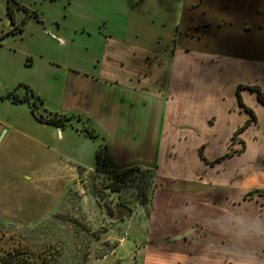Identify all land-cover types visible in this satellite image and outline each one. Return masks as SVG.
<instances>
[{
    "label": "rangeland",
    "instance_id": "374dc122",
    "mask_svg": "<svg viewBox=\"0 0 264 264\" xmlns=\"http://www.w3.org/2000/svg\"><path fill=\"white\" fill-rule=\"evenodd\" d=\"M17 1L12 23L8 0H0V231L22 234L37 248L62 240L64 252L52 264H236L225 255L233 247L253 250L264 262V240L238 242L221 230L241 219L264 221V104L250 89L240 93L259 102V124L232 139L248 116L239 107L238 86L264 89V0ZM128 17L155 19L167 53L189 48L233 57L237 64L222 74L212 63L200 64L209 59L198 54L181 88H165V106L173 104V94L177 101L170 120L158 122L150 114L146 122H115L99 109L119 95L79 77L75 62L103 50L110 33L124 38L120 21ZM130 30L127 39L134 44L152 35L149 27ZM53 31L66 44L49 40ZM14 95L27 100L13 101ZM56 113L71 122L60 128L37 117ZM210 117L217 124L207 122ZM192 120L195 135L178 133L177 121ZM85 127L97 138L87 136ZM204 137L206 159L196 147ZM181 141L184 149L190 143L186 152L179 150ZM102 147L114 161L145 170L119 171L117 191L100 189L97 198L94 171L80 173L78 165L94 166ZM146 169L154 173L148 207L135 198L143 193L138 187L149 176ZM120 198L130 202L133 216L113 221L105 201Z\"/></svg>",
    "mask_w": 264,
    "mask_h": 264
},
{
    "label": "crops",
    "instance_id": "0c3cea01",
    "mask_svg": "<svg viewBox=\"0 0 264 264\" xmlns=\"http://www.w3.org/2000/svg\"><path fill=\"white\" fill-rule=\"evenodd\" d=\"M105 20L107 21L108 17L105 18ZM120 23L127 28L124 38L121 36H115L113 33H110L109 35L105 36L106 46L103 50L96 52L91 58L83 57L78 62H75V66L76 68H78L77 73L79 77L83 78L85 81H90L91 83L93 82L97 83L98 85L110 86L114 89L111 93L119 95L111 96V98L117 100V103L115 105L113 104V101L109 96L108 100L106 101L107 107L105 106L104 110L99 109V113H102L103 116H109L115 122L117 121V119H122L124 121L126 120L125 117H128L129 120H131L132 117V119L136 120L137 122H146L149 120L148 117L150 116V114L151 117L158 122L170 120L171 112L173 114V111L177 110L178 108H176L177 101H175V94H173L172 97L173 104H170L168 102L167 107L165 106L166 101L168 100L165 99L166 87L168 88V93L170 91H173L175 88L176 90H179L182 84V77H184L186 73H191L192 68L196 66V64L201 58H207L209 60H201L200 64L212 63V66H210L211 68H213L212 70L218 69L219 71H221L222 74H227L228 71L234 68L235 64H237V62L234 61L235 58L233 57H228L222 54L217 55L200 52L195 53V51H191L187 47V49H180L179 47H176L177 49L173 52V54L167 53L166 49L162 46L161 33H159L157 29L154 30V27L156 25L158 26L155 19H151V21L142 20L140 18L133 20L128 17L123 21H120ZM131 27L135 29L134 34H138L140 33V31L144 32V28L149 27L151 29V31L149 32H151L152 34L151 37H149L150 40L145 43L139 42L138 44H134L129 41V39H127V36H130ZM48 39H58L63 44H66L67 42L66 38L63 35L54 31L52 33H48ZM99 44L101 43L96 44V47H98ZM126 47H134V51L127 53ZM198 54L202 55V57L197 58ZM213 56H215V59L212 58ZM238 61L240 60L238 59ZM72 86L76 87L77 89L79 88L78 90H82V88L79 87L77 82L72 84ZM212 86L216 87L217 85L212 83ZM115 89H121V93H117ZM254 93L257 97L256 92ZM242 96L245 103L250 108H252L253 110L255 109L257 111L259 102L255 98H252L251 103H249L248 100L245 99L243 94ZM126 100L128 103L124 104V101ZM150 103L151 108H149ZM135 105L140 106L139 110H136V108L134 107ZM239 107L243 109L240 105ZM134 108L135 110H133ZM129 109L132 110L128 112L127 110ZM188 112L189 111H184V113ZM180 114L181 113H179V115ZM247 114L248 116L245 119V122L250 118V114L248 112ZM138 115H140L141 118H137ZM256 116L257 122L251 125L259 124V117L257 114ZM211 120L212 118L210 117L207 119V122H209L212 126L217 124V120H215L214 123L210 122ZM130 122H132V120ZM177 122L179 124H182V126L177 125L178 131L180 130V132L178 133H184L185 135L193 132L194 135L196 134V131L198 130V124L195 121L192 120L189 122ZM241 125H243V123ZM241 125L239 124L233 130V133ZM185 128L189 129L190 131L185 130ZM260 136L264 137L262 129L260 132ZM185 138H188V136H186ZM204 138L205 139L200 140L196 144V147H198L199 145H204L202 143L206 142L207 137ZM189 144L190 143L186 142L184 144L186 149H184L183 143L181 141L179 150L181 152H186L187 148L190 149ZM199 148L198 150H200ZM106 150L107 161L111 168L117 171H125L135 167L134 165H129L125 162L114 161L110 157L111 153H109V149L107 147ZM42 165L43 164H41L40 166ZM79 166L83 169H86V171H94L96 168V163L94 164L95 167L91 166L90 168L85 167L82 164L78 165V167ZM67 167L68 166L65 165L64 168Z\"/></svg>",
    "mask_w": 264,
    "mask_h": 264
},
{
    "label": "trees",
    "instance_id": "16d2710c",
    "mask_svg": "<svg viewBox=\"0 0 264 264\" xmlns=\"http://www.w3.org/2000/svg\"><path fill=\"white\" fill-rule=\"evenodd\" d=\"M17 0H8V14L10 15L12 19V23H15V15H14V8L18 6ZM17 29V27L15 28ZM14 29V30H15ZM22 30V28H20ZM3 38L0 37V40ZM250 89L253 92H256L257 97L261 103L264 104V89H262L260 86L257 85H243L240 84L237 88V98L238 103L241 107L245 109L250 114V118L245 122V124L241 125L237 128V130L234 132V135L232 136V139H237V136L244 132L251 124L257 122V116L252 108H250L244 101L242 94L240 91L242 89ZM11 98V96L9 95ZM13 101H26L27 98H19L15 95L12 97ZM35 111V104H33ZM37 115V114H36ZM37 117L46 123L53 124L59 127H64L71 122L70 116H65L63 114L56 113L52 117H43L40 115H37ZM82 131L89 137L95 139L97 138L98 134L89 127H85L82 129ZM244 143V141H242ZM245 146V145H243ZM106 148L102 147L96 152V168L91 175L93 179V189L94 194H96L97 198L101 197L100 189L106 190L110 189L111 191H117V188H115V183L121 182L120 178L121 176L118 174L119 171L111 168L107 161L106 157ZM243 152V150H239ZM201 155L204 159V145L200 148ZM80 173L83 169L82 167H78ZM132 170L138 171V168H130ZM128 169V170H130ZM141 169V168H140ZM139 169V170H140ZM144 171L145 169H141ZM127 171V170H126ZM146 172L148 173L146 180H143V186L138 187L139 190H141V187L143 189V193L140 196H136V200L140 199V204L148 207V204L150 203L152 199L151 190L150 187L152 186V182L154 181V173L150 169H146ZM144 173V172H143ZM145 175V173H144ZM150 178V179H148ZM106 180H108V184H106ZM104 181V182H103ZM110 182H113L110 184ZM139 182L137 185H140ZM121 197V196H120ZM121 199V198H120ZM134 200V199H132ZM122 205H124L127 208V211L125 212L126 218H130L133 215V209L129 205L130 202L127 199H121ZM64 252V245L62 240H58L56 244L49 245L47 247H41L37 248L36 246L32 245L30 242H28L24 235L17 234V233H10L9 231H0V262L2 264H52L54 260H58V258L63 254Z\"/></svg>",
    "mask_w": 264,
    "mask_h": 264
},
{
    "label": "clouds",
    "instance_id": "9594fccd",
    "mask_svg": "<svg viewBox=\"0 0 264 264\" xmlns=\"http://www.w3.org/2000/svg\"><path fill=\"white\" fill-rule=\"evenodd\" d=\"M221 230L226 235H232L233 239L238 242L253 238L264 240V221H260L259 219L252 221L241 219L237 221L236 226L233 228L221 225ZM225 255L232 257L236 264H264L253 250H246L242 247L229 248Z\"/></svg>",
    "mask_w": 264,
    "mask_h": 264
},
{
    "label": "flooded vegetation",
    "instance_id": "af4514ba",
    "mask_svg": "<svg viewBox=\"0 0 264 264\" xmlns=\"http://www.w3.org/2000/svg\"><path fill=\"white\" fill-rule=\"evenodd\" d=\"M105 206L107 208V213L109 214V216L111 217L113 221H121V220L128 219L126 218V214H125V212L127 211V208L124 205H122V201L120 200L105 201Z\"/></svg>",
    "mask_w": 264,
    "mask_h": 264
},
{
    "label": "water",
    "instance_id": "95a60500",
    "mask_svg": "<svg viewBox=\"0 0 264 264\" xmlns=\"http://www.w3.org/2000/svg\"><path fill=\"white\" fill-rule=\"evenodd\" d=\"M193 230H194V229H193ZM193 230L189 231L188 233H183V234H180V235H178V237H180V238H183V237H185V236H186V234H189V233H191Z\"/></svg>",
    "mask_w": 264,
    "mask_h": 264
}]
</instances>
